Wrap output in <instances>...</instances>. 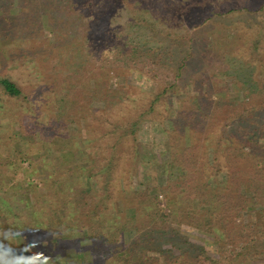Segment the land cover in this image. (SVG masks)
<instances>
[{
  "label": "trees",
  "instance_id": "trees-1",
  "mask_svg": "<svg viewBox=\"0 0 264 264\" xmlns=\"http://www.w3.org/2000/svg\"><path fill=\"white\" fill-rule=\"evenodd\" d=\"M18 1L25 12L39 7L45 12H53L49 15V19L58 30L55 35V45L59 51H54V57L36 54L32 50L35 34L17 29L25 35L16 39L15 44L8 47L10 58L38 63L39 70L42 71L46 69L38 56H41L44 63L51 61L52 64L58 61L63 65L65 57L61 53L68 51L69 45L73 43L71 41L73 39H70L68 35L73 25L72 22L67 23L69 16L84 10L81 4L85 1ZM117 2L118 0L116 2L94 0L90 11L94 17L89 19L90 22L88 21L83 27L86 33L85 38L96 43L109 42L112 33L107 32L105 28L111 20L121 19L124 6L122 1ZM14 6L13 0H0L1 33L3 30L6 33L8 29L17 26L15 17L10 12ZM208 10L198 17V20L201 19L199 24L190 25L196 28L191 37L194 48L191 49L190 54L182 51V56L178 59L181 64L178 75L181 74L180 76L183 77L185 69L195 62L206 63L211 69L213 65L216 66L214 62L218 57H222L219 58L224 61L222 71L217 72L212 69V73L209 72L208 75L200 74L199 77L202 79L200 83H208L212 90V82L217 84V79L221 75L235 78V87L241 89L246 95V101L242 103L243 112L250 116L252 110L264 109V101L260 104L256 103V95H264V0H232L230 7L225 8L220 4L218 8L212 6ZM55 12L57 14L53 15ZM108 12L111 14L107 15ZM130 13H132L131 9ZM59 14L65 17L62 19ZM189 16L191 18V15ZM195 16L193 12L192 19ZM131 22L132 28L134 25H140L146 29L151 26L141 14L132 15ZM226 28L234 29L237 33L228 40L227 44H221L217 50L208 47L209 34L217 36L222 29ZM142 40L140 34L135 37L129 35L124 39L123 44L126 46L124 49L130 56H134L133 59L139 56L142 57L140 60L142 62L153 59L160 66L169 62L165 51L149 49ZM224 46L229 48V51L221 55L219 52L224 51ZM113 47V44L106 43L104 49L112 51ZM215 51L218 52L215 53ZM5 64L6 60L0 55V68H3ZM60 69L62 67L58 66L52 70ZM113 72L114 70L108 67H103L98 72L94 78L92 90L94 94L109 98L117 94V91L109 87L110 75ZM60 79L58 85L62 91L69 92V95L70 91H74V95H80L84 91L83 85L71 88L64 77ZM0 89L4 96L14 99L23 97L22 88L10 77H0ZM127 89L126 94L147 95L144 90L137 87L129 86ZM168 92L169 90L166 89L154 95L148 109L135 117H131L132 111L126 108V101H119L123 110L122 114L129 115L130 118L125 122V126L121 127V131L117 130L119 128L117 123L110 121L109 114L108 119L100 124L97 122L99 115L107 112V104L106 108L100 111L88 107L84 115L88 122L84 145L92 147L97 152V156L91 158L92 166L89 167L87 176V180L93 179V183L88 182L76 187L77 183L70 184L67 171L60 174L62 181L61 177L58 179L54 172H51L50 177L53 181H49L48 186L61 181L63 188L61 192H55L51 199H54L55 204L56 200L59 201V205L63 204L67 218L64 222L72 226V231L81 230L86 234L84 238L79 237L74 242L80 252L86 250L91 252L94 261L90 264H163L160 262L161 258L165 264H178L180 258H184L186 264H222L220 260L208 256L204 248L191 245L187 241L183 246L187 250L192 248L189 252L176 250L174 246L173 238L184 237L170 227V222L199 227V214L202 212L211 220L209 231L216 232L214 242L218 245L220 258L222 259L223 255L229 252L227 261L230 263L246 264L249 261L253 264L255 259L264 257V144L258 142L264 137V117L260 115L256 119L258 125L259 122L263 123V126L257 127V132H263V135L253 133L254 131H250L248 127L231 129L225 135L226 129L231 127V121L235 119L232 113L229 112L223 116V113H220L221 107L217 105L210 114L201 115L193 100L180 103L178 116H181V119L176 117L172 122L175 128L167 130V133L172 148V166L176 167L182 175L177 180L169 179L167 184L160 188L165 203L163 208L162 201L157 195L151 194L150 189L138 190L134 187L133 176L138 161L136 142L141 120L145 117L163 118L165 109L156 111V106L164 107V103L160 105V102L171 96L165 95L169 94ZM2 116L5 114L3 113ZM104 123H109L112 129L103 128ZM56 125H53L54 129L58 127ZM246 125L249 126V124ZM180 128L181 131H178ZM186 128L190 132L189 145L185 140ZM104 139H115L109 153H106L109 147H106L105 151L100 148ZM68 141L65 143L67 144ZM118 144L121 149L116 150L115 145ZM23 159L22 154L19 162ZM12 165L18 168L16 163L10 162L7 164L8 170L4 172L9 173L12 169L17 172ZM4 172L0 169V215L12 219L18 230L28 233L29 240H47L49 246L42 248L41 255L48 261L59 251L60 254L64 253L66 248L63 242L65 241L54 237L56 232L63 229V219L59 215L61 207L50 203V200L47 201L46 198H36V203L26 209L28 213L18 211L13 204L22 201H17L14 196L4 193L6 181L5 176L1 177ZM222 173H225L226 178L220 181L219 176ZM50 192L52 193V190ZM250 193L253 196L250 197ZM250 207L257 208L256 221L244 223L243 212ZM39 209L40 214H38ZM21 222L24 224L23 227L20 226ZM171 240L172 248H164L168 244L166 242ZM228 246L232 247L230 251L227 250ZM152 252H157L159 257L149 256ZM191 253L193 256L190 255Z\"/></svg>",
  "mask_w": 264,
  "mask_h": 264
},
{
  "label": "rangeland",
  "instance_id": "rangeland-1",
  "mask_svg": "<svg viewBox=\"0 0 264 264\" xmlns=\"http://www.w3.org/2000/svg\"><path fill=\"white\" fill-rule=\"evenodd\" d=\"M84 1L81 4L84 10H79L73 16H69L67 22L73 23L68 31L73 43L69 45L68 51L61 53L65 57L63 65L58 61L52 64L51 61L44 63L41 58V56L54 57V51H59L55 45V35L58 30L54 28L49 19V15L53 12H45L40 7L25 12L19 1L13 0L17 6H14L10 12L14 15L17 26L8 29L6 33L5 30L0 32V55L6 60L4 67L0 68V77H10L23 90V97L14 99L4 96L0 89V169L3 172L7 171V164L10 162L16 163L18 167L12 165L17 169V172L12 169L9 173L4 172L1 177L5 176L6 181L4 193L14 196L17 201H22L13 204L18 211L28 213L26 209L36 203V198H46L47 201L50 200V203L55 204L51 197H54L55 192L63 190L60 174H63L64 171L68 172L71 185L77 183L76 187H79L88 182L93 183V179L87 180V176L89 167L92 166L91 158L96 157L97 152L92 147L84 145L88 123L84 115L87 113L88 107L100 111V109H105L107 104V112L101 113L97 122L100 124L108 119L109 114L110 121L117 123L119 126L117 130L121 131V127L125 126V122L130 118L129 115L122 114L123 110L119 101H126V108L132 111L131 117H135L143 110L148 109L154 95L166 89L169 90V94L165 95L171 96L160 102V105L164 103V107L156 106V111L165 109L163 118L145 117L141 120L136 142L138 161L133 176L134 187L138 190L150 189L151 194L157 195L162 201L161 207L163 208H165V203L160 188L164 187L169 179L177 180L182 175L176 167L172 166V148L167 133V130L175 128L172 123L175 118L181 119V116H178L180 103L193 100L201 115L210 114L217 105L221 107L220 113H223V116L226 113H232L235 119L231 121V127L226 129L225 135L231 129H246V127L250 131H254L253 133L263 135V132H257V127L263 126V123L259 122L258 125L256 119L260 115L264 117V109L256 108L252 110L250 116L243 112L242 103L246 101V95L241 89L235 87V78L221 75L217 79V84L212 82V90L208 83H200L202 80L199 77L200 74L208 75L209 72L212 73V69L217 72L222 71L224 61L219 59L222 57H218L214 62L216 66L213 65L211 69L210 65L206 63L195 62L185 69L183 77L180 76L181 74L178 75V68L181 65L178 59L182 56V51L184 50L185 54H190L191 49L194 48L191 37L196 28L190 25L199 24L201 19L198 20V17L201 16V13L209 11L210 7L218 8L221 4L227 8L230 7L232 0H118V2L124 3L121 19L108 22L105 30L112 33V38L105 43L91 42L90 39L85 38L86 33L83 27L87 25L88 21L90 22L89 19L94 17L90 12L94 0ZM125 9L128 10L124 11ZM130 9L132 13H130ZM193 12L196 15L194 19H192ZM0 13L2 12L0 11ZM56 14L57 12L53 15ZM110 14V12L107 13V15ZM135 14H141L145 20L147 19L151 25L150 28L146 29L140 25H134L132 28L130 26V24L132 25L131 19ZM25 16L26 18H24ZM59 16L62 19L65 17L62 14ZM17 29L35 34V38H32L34 44L32 50L41 55L38 58L46 70H39L38 63L23 62L15 57L10 58L8 47L15 44L16 39L25 35ZM236 33V30L230 28L222 29L217 36L210 33L208 47L217 50L221 44H227L228 40L232 39ZM139 34L142 35V42L148 45L149 49L165 51L169 62L160 66L153 59L143 62L140 61L142 58L140 56L133 59L134 56L127 53L123 43L125 37L129 35L135 37ZM184 39L186 40L184 41ZM106 43L114 45L112 51L104 49ZM227 51L229 48L225 47L224 51L219 53L224 55ZM217 52L215 51V53ZM170 60L172 61L170 62ZM58 66H61L62 69L52 70ZM103 67L114 70L110 75L109 87L117 91V94L111 95V98L92 92L94 78ZM198 69L204 71H198ZM60 77H64L71 88L83 85L84 91L80 95H74V91H70V95L69 92L62 91L58 85ZM129 86L142 89L147 95H143V93L142 95L126 94ZM256 98V103L260 104L264 101V95H256ZM3 113L5 116H2ZM213 117L217 118V116ZM179 122L182 125L181 121ZM54 124H57L56 127L58 126L56 129L53 128ZM106 127L112 129L109 123H104L103 128ZM178 131H181V128ZM185 131L186 144L189 145L190 132L188 128ZM108 137L110 138V136ZM71 138L72 140H70ZM66 141H68L67 144ZM114 142L115 139L102 140L101 150L105 151V148L109 147L106 149V153H109ZM258 142L264 144V137L260 138ZM62 143L65 144L62 145ZM115 148L116 150L121 149L120 144L115 145ZM70 152L73 154H68ZM22 154L24 159L19 162ZM51 172H54L58 179L61 177V181L48 186L49 181H53L50 177ZM225 178V173L219 176L220 181ZM49 189L52 190V193ZM249 196L251 197L253 194L250 193ZM59 204V201L56 200L55 205L61 207L59 215L63 219V229L56 232L54 237L65 241L63 244L66 249L62 254L59 251L58 254L51 256L50 264H90L94 261L91 252L89 250L80 252L74 242L79 237L84 238L86 234L81 230L74 229L72 231V226L64 222L67 218L64 214L63 204ZM256 212L257 208L252 207L244 211L243 222L256 221ZM38 214H40V209ZM199 222V227L170 222V227L176 229L185 238H173L176 250L189 252L192 248L187 250L183 246L187 241L191 245L204 248L208 256L220 260L222 264H233L227 261L229 252L225 253L222 259L220 258L218 245L214 242L216 232L209 231L210 218H206L202 212L199 214ZM8 228H16L15 222L0 215V230ZM171 242L172 240L167 241L168 244L164 248L171 249ZM76 244L79 245L78 242ZM14 246L24 247L27 250L23 238L20 243ZM230 249L232 247L228 246L227 250L230 251ZM67 251L71 252L69 256L66 255ZM85 252L88 254L87 257L84 255ZM81 253L82 256H80ZM190 255L193 256L192 253ZM149 256L159 257V254L152 252L149 253ZM161 260L160 262L165 264L162 258ZM184 263L186 264L184 258L178 260V264ZM246 264L251 263L247 261ZM253 264H264V257L255 259Z\"/></svg>",
  "mask_w": 264,
  "mask_h": 264
},
{
  "label": "clouds",
  "instance_id": "clouds-1",
  "mask_svg": "<svg viewBox=\"0 0 264 264\" xmlns=\"http://www.w3.org/2000/svg\"><path fill=\"white\" fill-rule=\"evenodd\" d=\"M20 226H24L23 222ZM22 238L27 250L14 246L20 243ZM48 246L47 240H29L28 233L17 228L0 230V264H49L48 259L41 255L42 248Z\"/></svg>",
  "mask_w": 264,
  "mask_h": 264
},
{
  "label": "crops",
  "instance_id": "crops-1",
  "mask_svg": "<svg viewBox=\"0 0 264 264\" xmlns=\"http://www.w3.org/2000/svg\"><path fill=\"white\" fill-rule=\"evenodd\" d=\"M69 253L71 254V252H70V251H67V252H66V255H67V256H69ZM84 255H85V257H87V256H88V254H87L86 252H85V254H84ZM80 256H82V253H81V255H80Z\"/></svg>",
  "mask_w": 264,
  "mask_h": 264
}]
</instances>
